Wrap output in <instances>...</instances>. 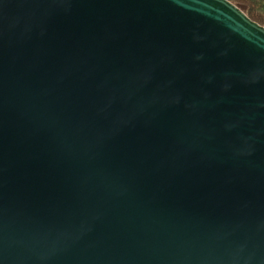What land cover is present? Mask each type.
<instances>
[{"label": "water", "instance_id": "95a60500", "mask_svg": "<svg viewBox=\"0 0 264 264\" xmlns=\"http://www.w3.org/2000/svg\"><path fill=\"white\" fill-rule=\"evenodd\" d=\"M0 264H264V25L0 0Z\"/></svg>", "mask_w": 264, "mask_h": 264}, {"label": "trees", "instance_id": "16d2710c", "mask_svg": "<svg viewBox=\"0 0 264 264\" xmlns=\"http://www.w3.org/2000/svg\"><path fill=\"white\" fill-rule=\"evenodd\" d=\"M239 6L253 21L264 25V0H230Z\"/></svg>", "mask_w": 264, "mask_h": 264}]
</instances>
